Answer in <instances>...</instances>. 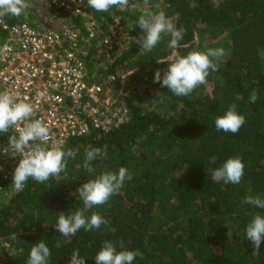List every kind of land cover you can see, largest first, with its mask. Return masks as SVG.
Segmentation results:
<instances>
[{"label":"trees","instance_id":"1","mask_svg":"<svg viewBox=\"0 0 264 264\" xmlns=\"http://www.w3.org/2000/svg\"><path fill=\"white\" fill-rule=\"evenodd\" d=\"M151 1L166 7L167 18L185 29L179 47L168 48L171 36L162 34L151 51H139L135 41L143 35L137 25L140 16L119 15L130 19L133 39L101 74L134 70L125 86L140 76L149 78L143 90L125 97L130 121L107 133L71 140L62 149H71L75 156L65 158L66 168L59 175L43 183L29 178L23 190L0 206V264H27L31 248L41 239L51 252L48 264H69L74 250L85 264H95L105 241L116 244L117 250L120 241L127 250H139L142 258L136 257L133 264H264V240L259 257L253 258L252 242L245 238L252 216H264V209L242 202L249 195L264 199V0H224L217 5L213 0ZM93 12L99 22L115 14L112 8ZM35 19L30 13L8 21L37 27ZM219 43L229 57L217 71L209 70L210 92L202 84L188 96L177 97L153 83L155 71L167 68L157 60H167L172 51L181 56L204 52ZM95 61L88 65L90 72ZM253 89L259 97L255 103L249 101ZM145 97L155 103L163 99L159 109L147 108ZM232 104L245 117L244 125L235 134L217 131L215 117ZM92 148L104 155L91 162L93 171L88 172L84 156ZM211 157H216L215 164L209 163ZM234 157L245 165L240 183L214 181L213 169ZM121 167L131 180L126 179L104 205L85 207L75 190ZM77 210L86 218L96 212L110 224L61 235L53 225L61 214ZM6 242L9 247L2 246Z\"/></svg>","mask_w":264,"mask_h":264},{"label":"built area","instance_id":"2","mask_svg":"<svg viewBox=\"0 0 264 264\" xmlns=\"http://www.w3.org/2000/svg\"><path fill=\"white\" fill-rule=\"evenodd\" d=\"M138 1L112 7L115 14L101 22L86 0H26L25 18L47 13L55 27H35L27 21L10 24L7 16L0 19V91L32 103L36 109L32 119H41L48 128L47 141H32V148H63L73 139L107 133L130 121L129 107L114 91L130 73L103 76L96 74L95 65L100 60L108 65L131 44L132 26L119 15L141 16L156 6L151 0ZM9 135L18 132L0 133V206L18 193L11 181L20 157L8 144Z\"/></svg>","mask_w":264,"mask_h":264},{"label":"clouds","instance_id":"3","mask_svg":"<svg viewBox=\"0 0 264 264\" xmlns=\"http://www.w3.org/2000/svg\"><path fill=\"white\" fill-rule=\"evenodd\" d=\"M128 0H86V6L97 12H107L114 6L126 7ZM28 7L26 0H0V19L4 17L18 18ZM138 28L143 33L135 43L139 51H151L161 40L162 34L171 36L168 48L176 49L183 38L185 29L177 28L163 12L147 13L141 15L137 21ZM225 56L223 48L207 49L204 52L191 51L185 56L173 52L167 60H157V63H167L166 69H157L154 73L153 83H158L162 88H167L177 97L188 96L198 85L205 84L209 70L215 72L218 65L214 59ZM163 73V74H162ZM257 90L253 89L249 95V101L255 103L258 100ZM34 105L25 100L18 99L11 92L0 91V133L8 134L10 129L18 132L17 135L8 136V144L13 151L19 154V162L13 169L11 185L17 191L23 190L29 178L43 183L50 177L59 175L66 168V157H74L75 153L61 147H31L32 141H47L48 128L41 119H32L35 116ZM190 118V117H189ZM217 131L237 133L245 123V117L238 114L236 105L232 104L221 116L214 119ZM26 149H30L27 150ZM104 152L100 148H92L85 152L84 168L92 172L91 162L102 158ZM210 164L216 163V157L209 159ZM245 165L240 157L228 158L219 167L212 171V178L216 182L225 184H239L244 175ZM186 171V169H185ZM131 174L125 167L118 172H103L95 179H89L80 185L75 191L78 193L85 207L104 205L111 196L118 193L126 179L131 180ZM252 208L264 209V199L260 196L249 195L242 201ZM110 221L93 212L90 218H86L83 211L77 210L65 216L61 214L53 225L63 236H74L83 228L85 231L99 229L101 225H109ZM109 231L115 232L114 228ZM247 240L252 242L251 256L258 258L260 245L264 240V216L254 214L246 227ZM120 249L116 244L105 241L101 249L95 255V264H133L136 257L142 258L139 250H127L123 241H120ZM51 252L49 247L41 239L30 250L27 264H48ZM69 264H85L78 250L71 253Z\"/></svg>","mask_w":264,"mask_h":264},{"label":"rangeland","instance_id":"4","mask_svg":"<svg viewBox=\"0 0 264 264\" xmlns=\"http://www.w3.org/2000/svg\"><path fill=\"white\" fill-rule=\"evenodd\" d=\"M222 1L224 0H213V2L217 5L219 3H221ZM48 12V10L46 11ZM153 12H156V13H159V12H163L165 14V16L167 17V10H166V7H164L163 5L161 4H156ZM152 13V12H151ZM44 16L42 17H38L35 19L36 23L38 26H40L41 28H45V27H55V23H54V19H51L49 18L50 15H47V13H44L43 14ZM123 20H126L125 24L126 25H129L131 24L130 23V19H127V18H124ZM169 35V34H168ZM201 35L202 33H198L197 36H196V43L199 45L202 41L201 39ZM206 46V45H205ZM218 48H223L224 51H225V56L223 57H220V58H217V59H214L213 62H215L217 65H220L222 66L227 58L229 57V52L228 50L225 48V45H223L222 43H219L217 44L213 49H218ZM207 50V47L205 48L204 51ZM200 51V50H198ZM173 52H176V51H172L171 54ZM202 52V51H201ZM177 53V52H176ZM170 54V55H171ZM263 56V59H264V54L262 55ZM109 65V64H108ZM96 66V74H101V70H105V67L107 66V63L106 62H103V61H99L98 64L95 65ZM95 66H93V69L95 68ZM99 70V71H98ZM123 70V69H121ZM98 71V72H97ZM135 71H128V73H130V75H132ZM144 77L140 76V78L138 80H136L135 82L131 83V85H127L125 86L124 84H121L119 86H114V91L124 100L125 102V97L129 96V95H132V94H135L137 92H139L140 90H143V88L145 87L146 84H144L145 80H149V78H145L147 75H143ZM154 77V75L152 76ZM209 78V77H208ZM211 83V81L207 80V82L204 84V87L206 88V90L208 92H210V87L211 85L209 84ZM153 96L152 95H149L148 99L152 98ZM146 97H145V106L147 108H150V109H153V110H158V106L162 103V100H159L157 101L156 103L154 102V100H152L150 102V100H148ZM4 247H9V242H6L4 245H2Z\"/></svg>","mask_w":264,"mask_h":264}]
</instances>
